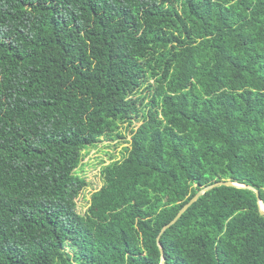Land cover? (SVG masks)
Returning <instances> with one entry per match:
<instances>
[{
	"label": "trees",
	"instance_id": "1",
	"mask_svg": "<svg viewBox=\"0 0 264 264\" xmlns=\"http://www.w3.org/2000/svg\"><path fill=\"white\" fill-rule=\"evenodd\" d=\"M107 135L130 146L81 215ZM220 181L264 203V0H0V264H264L250 189L159 241Z\"/></svg>",
	"mask_w": 264,
	"mask_h": 264
},
{
	"label": "rangeland",
	"instance_id": "2",
	"mask_svg": "<svg viewBox=\"0 0 264 264\" xmlns=\"http://www.w3.org/2000/svg\"><path fill=\"white\" fill-rule=\"evenodd\" d=\"M142 125V120L134 119V130ZM128 125L122 127V133L126 140L132 139V131L127 129ZM129 144L121 143L118 139L114 140L110 136H104L95 147L87 148L83 152V163L79 168V175L88 182V187L82 192L77 200V211L85 215L91 206L92 195L104 186L102 170L117 161H123L127 154L125 148Z\"/></svg>",
	"mask_w": 264,
	"mask_h": 264
},
{
	"label": "water",
	"instance_id": "3",
	"mask_svg": "<svg viewBox=\"0 0 264 264\" xmlns=\"http://www.w3.org/2000/svg\"><path fill=\"white\" fill-rule=\"evenodd\" d=\"M222 186H226V187H235V188H241V189H250V190H252V191H254V192H256V194H257V198H258V201H259V206H260V211H261V213H262V215H264V203H263V201H262V199H261V197H260V193H259V191L257 190V189H255V188H253V187H250V186H246V185H242V184H238V183H234V182H232V181H220V182H216V183H214V184H212V185H210V186H208V187H206V188H204L203 190H201L188 204H186L183 208H182V210L180 211V213L178 214V216L169 224V225H167L164 229H163V231H162V233H161V235H160V237H159V241H160V239H161V236L171 227V226H173L174 224H176L179 220H180V218L184 215V213L190 208V207H192L201 197H203L207 192H209V191H211V190H213V189H215V188H217V187H222ZM162 254H164L163 253V251H162ZM162 264H165V258H163V261H162Z\"/></svg>",
	"mask_w": 264,
	"mask_h": 264
}]
</instances>
